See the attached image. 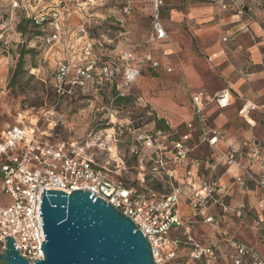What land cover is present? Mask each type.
<instances>
[{"label": "built area", "instance_id": "1", "mask_svg": "<svg viewBox=\"0 0 264 264\" xmlns=\"http://www.w3.org/2000/svg\"><path fill=\"white\" fill-rule=\"evenodd\" d=\"M149 3L152 7L147 42L150 49L141 53L137 67H128L123 72L121 88L125 92L144 68H163L151 51L155 44L169 40L160 18L163 2L149 0ZM219 4L221 10L231 9L238 16L251 12L245 0H219ZM261 5L264 8V0ZM55 17L57 14H52V18ZM34 19L36 25L47 21L45 16ZM76 37L85 39L80 53L84 66L77 68V77L85 80L98 73L111 82L118 70L110 65L97 66L94 47H101V44L87 39L85 23L77 28ZM59 41V29L55 25L46 44L52 46ZM165 70L171 72L169 68ZM68 73V65L58 64L59 80H64ZM122 91L119 97L124 96ZM189 99L191 116L183 122L185 132L178 139L173 138L168 124L148 130L132 124L121 126V133L127 134L126 141L133 144L130 153L137 156L140 169L144 170L142 162L147 157L153 164L149 173L151 180L156 179L169 188L168 193L162 195L147 188L144 173H139L129 184L110 177L104 167L94 162L88 141L52 143L23 118L7 125L0 133V190L6 196L5 205L0 204L2 248L5 249L4 238L11 237L22 258L30 264L41 260L40 247L44 242L39 214L41 193L53 190L68 195L79 190L95 194L128 217L147 239L155 264H264V257L256 249L240 243L222 229L224 221L242 216L244 205L229 203L218 176L220 168H236L240 172L233 178L237 186L246 188L252 183L264 191V152L251 145L246 160L242 161L244 158L234 150L233 143L209 124L207 105L213 102L220 109L226 107L229 103L227 91L212 97L202 91H190ZM249 112L250 106L245 104L238 114L249 122ZM220 143L227 144V148L220 149ZM190 144L203 146L206 155L194 157ZM255 163L258 164L256 171L253 169ZM180 170L183 171L180 173ZM182 206L187 208V214L182 213ZM257 208L260 213L254 227L262 230L260 240L264 242V200ZM195 227L208 229L201 241L192 235Z\"/></svg>", "mask_w": 264, "mask_h": 264}, {"label": "rangeland", "instance_id": "2", "mask_svg": "<svg viewBox=\"0 0 264 264\" xmlns=\"http://www.w3.org/2000/svg\"><path fill=\"white\" fill-rule=\"evenodd\" d=\"M93 1L94 9L86 11L87 0H0V133L23 118L52 143L88 141L94 162L104 167L110 177L129 184L144 173L147 188L159 195L166 194L169 188L165 184L151 180L153 164L147 157L142 162L144 170L140 169L137 156L130 153L133 144L126 141L127 134L121 133V126L132 124L148 130L168 124L173 138L178 139L185 132L183 122L188 120L191 110L189 92L203 90L211 94L219 87L218 77L205 69L202 55L182 52L179 58L183 65L175 64L172 73L146 67L129 90L122 91L123 72L137 67L141 53L150 49L147 42L152 7L149 0ZM162 2L160 17L164 14L168 20L171 9L181 8L182 0ZM77 8H82L80 16L84 18L85 12L97 11L105 17L101 26L86 28L95 43L101 44L94 48L97 66L110 65L118 70L111 82L98 73L85 80L77 77V68L84 66L81 55L61 52L46 44L55 25L59 30L61 26L75 28L79 20L74 13ZM52 14L57 17L53 19ZM40 16L47 19L41 37H36L39 30L30 24L24 25L22 36L16 32L22 18ZM103 35L110 42L106 43ZM155 55L162 57L161 51ZM19 62L21 67L17 69ZM60 63L69 66L64 80L57 76ZM187 67L192 71V79ZM121 91L125 93L119 97ZM158 120H162L160 125ZM190 146L194 157L206 155L203 146ZM5 203L6 196L0 190V204ZM244 217L237 230L239 239L246 244L260 241L262 230L254 227L252 214ZM3 251L0 244V254Z\"/></svg>", "mask_w": 264, "mask_h": 264}, {"label": "crops", "instance_id": "3", "mask_svg": "<svg viewBox=\"0 0 264 264\" xmlns=\"http://www.w3.org/2000/svg\"><path fill=\"white\" fill-rule=\"evenodd\" d=\"M261 2L262 0H245L251 12L238 16L231 9L221 10L219 0H182L181 8L171 9L168 20L164 14L160 17L169 40L159 42L151 48L153 58L161 63L163 69H171L169 73L175 70V64L181 62L183 65L179 58L182 52L193 51L203 56L205 69L218 77L219 87L211 94L203 90L197 91H202L210 97L222 91L229 94L226 107L220 109L213 102L207 105L209 124L221 131L225 140L233 143L234 150L242 154V161L246 160L245 156L251 145L260 147L264 152V8ZM87 4L86 11L91 8L93 10L96 5L93 0H87ZM81 9L77 8L74 12L79 19L75 28L61 26L60 41L52 45L61 52L79 55L85 40L76 37L79 25L85 23L90 29L91 25L99 27L105 21L101 11L85 12L84 18L80 16ZM101 37L106 43L110 42L104 35ZM224 38L225 42L222 41ZM87 39L95 42L88 32ZM158 51H161V58L155 55ZM187 69L188 76L192 79V71L190 72L188 67ZM198 79L199 83H202V78ZM245 104L250 106L249 122H245L238 114ZM191 111L192 108L189 118ZM218 146L222 150L227 148L225 143ZM257 167L258 164L255 163L253 169L256 171ZM182 171L180 170V173ZM238 173L240 172L236 168H220L218 176L229 203L232 206L243 204L242 217L252 214L254 225L260 213L257 204L264 200V191L252 183H248L246 188L237 186L233 178ZM187 212V208L182 206V213ZM242 217L224 221L222 224V229L240 243L242 241L237 230ZM207 233L208 229L205 227L192 229L193 237L199 241ZM242 244L256 249L264 257V242L261 240H255L254 244Z\"/></svg>", "mask_w": 264, "mask_h": 264}, {"label": "water", "instance_id": "4", "mask_svg": "<svg viewBox=\"0 0 264 264\" xmlns=\"http://www.w3.org/2000/svg\"><path fill=\"white\" fill-rule=\"evenodd\" d=\"M89 191L41 193L42 259L32 264H155L133 222ZM0 264H30L13 238H4Z\"/></svg>", "mask_w": 264, "mask_h": 264}, {"label": "trees", "instance_id": "5", "mask_svg": "<svg viewBox=\"0 0 264 264\" xmlns=\"http://www.w3.org/2000/svg\"><path fill=\"white\" fill-rule=\"evenodd\" d=\"M34 21H35L34 17L26 18V19H25V18H22V19L18 22V24L16 25V28H15L16 32H17L20 36H22L23 33H24V31H25V29H24V25H26V24H30V25L32 26V28L39 30V31L37 32V34H36V37H41L42 34H43L42 30H43V29L45 28V26L47 25V21H46V22H43V23L40 24V25H36ZM20 67H21V62L18 63L17 69H20ZM156 123H157V125H160V124L162 123V120H158V121H156Z\"/></svg>", "mask_w": 264, "mask_h": 264}]
</instances>
